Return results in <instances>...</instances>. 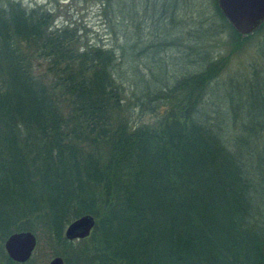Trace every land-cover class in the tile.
I'll return each mask as SVG.
<instances>
[{"label": "trees", "instance_id": "16d2710c", "mask_svg": "<svg viewBox=\"0 0 264 264\" xmlns=\"http://www.w3.org/2000/svg\"><path fill=\"white\" fill-rule=\"evenodd\" d=\"M49 18L15 1L0 8V255L7 264L29 263L14 262L3 246L10 233L30 230L29 220L68 248L74 241L63 229L84 213L96 218L78 252L90 264H264L260 187L230 144L235 117L219 122L211 100L220 85L217 58L191 49L179 74L164 76L160 61L151 77L128 73L136 107L149 110L135 119L123 104L126 77L116 78L114 49H81L75 33L52 28ZM230 27L238 38L251 35ZM129 34L121 55L146 49ZM160 35L166 44L175 37ZM33 56L48 63L54 89L34 75Z\"/></svg>", "mask_w": 264, "mask_h": 264}, {"label": "rangeland", "instance_id": "374dc122", "mask_svg": "<svg viewBox=\"0 0 264 264\" xmlns=\"http://www.w3.org/2000/svg\"><path fill=\"white\" fill-rule=\"evenodd\" d=\"M12 1L26 11L49 12L50 26L70 29L77 38L76 46L81 49L91 45L114 49L120 71L116 78L126 77L123 104L126 109L130 107L135 119L147 117L149 110L141 113L136 107L138 100L128 73L130 76L134 70L144 78L151 77L150 69L155 70L156 62L160 61L166 68L164 76L179 74L187 67L184 53L191 49L216 57L220 85L211 100L218 111V120L230 123V117H235L230 144L255 185L264 192V25L249 37L238 38L217 13L215 0H0V8ZM161 13L163 17L159 19ZM164 31L175 33V40L170 35L167 44L162 43L160 33ZM125 34L132 35L136 41L140 39L146 49L127 48L121 55ZM196 41L199 46L193 48L191 44ZM34 58L31 63L34 75L54 89L57 79L48 70V63ZM132 62L136 63L135 69ZM149 85L143 84L141 88ZM259 189L255 200L259 210L264 211V194ZM29 221L36 247L28 264H48L55 255L67 257L69 264H90L91 259L78 253L87 241L72 240L73 245L64 248L53 240L41 222ZM0 261L7 264L3 255Z\"/></svg>", "mask_w": 264, "mask_h": 264}, {"label": "water", "instance_id": "95a60500", "mask_svg": "<svg viewBox=\"0 0 264 264\" xmlns=\"http://www.w3.org/2000/svg\"><path fill=\"white\" fill-rule=\"evenodd\" d=\"M217 7L232 28L242 37L253 33L264 22V0H216ZM95 218L84 213L73 219L64 230V237L70 241L90 235ZM7 256L17 263L29 260L36 247V236L30 230L10 233L3 242ZM48 264H65L64 259L55 255Z\"/></svg>", "mask_w": 264, "mask_h": 264}]
</instances>
